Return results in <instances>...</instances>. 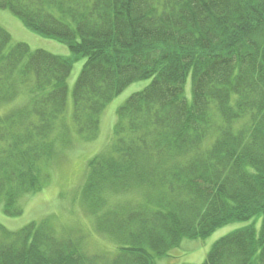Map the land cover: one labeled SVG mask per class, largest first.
Returning <instances> with one entry per match:
<instances>
[{"label":"trees","instance_id":"trees-1","mask_svg":"<svg viewBox=\"0 0 264 264\" xmlns=\"http://www.w3.org/2000/svg\"><path fill=\"white\" fill-rule=\"evenodd\" d=\"M0 10L72 54L13 44L0 27V206L10 217L49 179L75 62L86 59L72 115L85 142L109 103L152 79L87 165L83 203L117 253L91 254L47 221L0 224V264H156L185 239L258 219L259 231L220 239L203 264H264V0H0Z\"/></svg>","mask_w":264,"mask_h":264},{"label":"rangeland","instance_id":"rangeland-1","mask_svg":"<svg viewBox=\"0 0 264 264\" xmlns=\"http://www.w3.org/2000/svg\"><path fill=\"white\" fill-rule=\"evenodd\" d=\"M0 27L11 35L13 44L23 43L28 45L32 51L41 50L64 58L72 57L66 45L29 31L17 17L8 11L0 10ZM85 63L86 59L81 58L73 64V70L67 82V108L64 116L58 121L53 135L56 140L57 155L51 165L46 168L49 175L48 181L39 192L21 198L19 205L22 214L20 216L6 215L1 205L0 224L8 231L15 232L31 223L47 221L55 227L59 234L65 231L72 232L71 236L81 240L89 253H106L114 256L117 250L113 241L109 236L98 231L96 216L90 214L89 209L83 203L87 165L89 160L111 148L118 109L133 94L147 88L152 79L130 85L109 103L101 116L100 132L97 138L92 142H85L75 133L72 122L74 87ZM186 96L189 100L192 99L190 78L186 86ZM22 103L23 101L19 100L15 102V105L19 106ZM252 224L259 231L261 219L225 225L204 239H185L178 248L170 251L167 257L156 259V264H203L216 242Z\"/></svg>","mask_w":264,"mask_h":264}]
</instances>
